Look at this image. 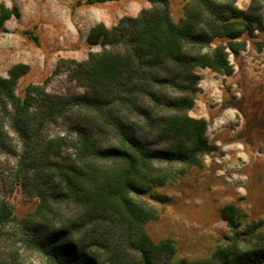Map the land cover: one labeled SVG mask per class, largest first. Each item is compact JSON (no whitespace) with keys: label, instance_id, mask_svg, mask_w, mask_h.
Wrapping results in <instances>:
<instances>
[{"label":"trees","instance_id":"trees-1","mask_svg":"<svg viewBox=\"0 0 264 264\" xmlns=\"http://www.w3.org/2000/svg\"><path fill=\"white\" fill-rule=\"evenodd\" d=\"M105 1L110 0H89ZM149 1L153 8L143 9L137 17L125 16L112 27L101 22L90 30L88 43L100 45V51L91 50L81 61L62 58L61 62L69 64V76L85 83L93 96L50 95L46 89L52 76H48L40 84H29L21 97L16 87L30 71L26 63L12 66L7 77L0 76V146L11 145L6 130L10 106L12 124L23 143L21 162L27 173L23 184L40 199L36 218L29 221L28 243L50 264H156V260H164V264H264L263 222L239 229L240 210L235 206L223 210V218L234 232L233 241L218 250L216 263L194 262L178 259L170 238L159 243L149 238L145 224L155 214L139 199L152 187L164 186L183 173L174 167L158 168L156 163L200 165L204 155L218 150L207 137V119L188 113L199 90L198 68L231 75V53L246 47L243 31L236 26L243 23L249 35L264 30V6L252 0L242 10L234 5L237 0H200L207 16L201 10H186V17L176 23L170 0ZM12 15H20L16 7H2L0 25ZM200 23L204 28L199 29ZM215 38L224 42L203 52ZM59 71L61 64L53 74ZM168 86L176 95L164 91ZM114 103L135 112L142 126L135 128L118 119ZM76 107L109 125L117 143L103 147L94 131L78 127L74 155L65 157L64 139L43 136L40 128ZM160 109L166 112L160 113ZM154 132L164 141L163 146H153ZM69 202L83 210L87 221L54 216L58 204ZM12 217V204L0 197V222ZM53 219L60 228L52 225ZM88 225L92 241L75 238ZM119 229L130 234L127 244L113 240ZM124 250L135 251V259L122 260Z\"/></svg>","mask_w":264,"mask_h":264},{"label":"rangeland","instance_id":"rangeland-1","mask_svg":"<svg viewBox=\"0 0 264 264\" xmlns=\"http://www.w3.org/2000/svg\"><path fill=\"white\" fill-rule=\"evenodd\" d=\"M215 1L230 3L231 0ZM251 3L252 0H237L234 5L245 10ZM257 4L264 6V0H257ZM4 6L16 7L20 15H12L0 25V76L7 77L9 69L16 64H28L30 71L18 80L16 87L21 97L26 95L29 84H40L48 76H52L46 89L50 95L93 96L85 83L69 76V64L61 62L62 58L81 61L88 58L91 50L100 51V45H89L87 40L97 24L103 22L112 27L125 16L137 17L143 9L153 8L149 0L94 3L89 0H0V11ZM186 10L191 13L201 10L207 16L200 0H171V17L176 23L186 17ZM261 13L264 17V9ZM201 28H204L202 23ZM236 28L243 31L246 47L230 55L234 72L225 75L210 68H198L199 90L193 108L188 111L191 116L207 119V137L218 145V150L204 155L200 165L156 163L158 168L174 167L183 173L164 186L152 187L139 198L155 214L145 224L147 235L155 243L170 238L178 259L216 263L218 250L234 239V232L223 218V210L228 205L240 210L239 229L261 221L264 230V30H255L249 35L243 23ZM221 42L224 39L215 38L211 47L202 50L209 51ZM58 64L61 71L53 74ZM164 91L176 95L169 86ZM113 108L118 112V119L127 120L135 128L142 126L135 112L122 109L116 103ZM12 114L9 106L6 130L11 138L10 148L0 146V197L13 206L12 219L0 222V264H50L28 243L29 221L37 212L40 199L35 190L23 184L27 175L21 162L23 143L12 124ZM78 127L94 131L103 147L117 143L109 125L77 107L45 122L40 132L49 138H63V155L70 157L74 155ZM156 134L151 135L153 146L161 147L165 143ZM54 216L67 221H87L83 210L72 202L58 204ZM51 223L60 228L56 219ZM75 238L91 242V226H85ZM129 239L130 234L123 229L117 230L113 238L123 245ZM136 255L133 250H124L122 260L135 259Z\"/></svg>","mask_w":264,"mask_h":264},{"label":"crops","instance_id":"crops-1","mask_svg":"<svg viewBox=\"0 0 264 264\" xmlns=\"http://www.w3.org/2000/svg\"><path fill=\"white\" fill-rule=\"evenodd\" d=\"M171 1V0H170Z\"/></svg>","mask_w":264,"mask_h":264}]
</instances>
